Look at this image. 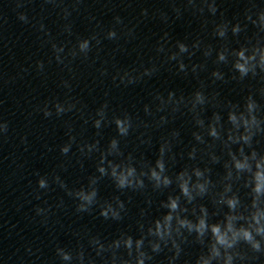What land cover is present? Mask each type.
<instances>
[{
    "label": "water",
    "instance_id": "95a60500",
    "mask_svg": "<svg viewBox=\"0 0 264 264\" xmlns=\"http://www.w3.org/2000/svg\"><path fill=\"white\" fill-rule=\"evenodd\" d=\"M216 3L218 12L212 16L206 6L203 15L193 14L185 0H0V123L8 125V131L0 134V264H62L56 255L57 246L73 250L83 244L87 248L90 235L100 234L111 239L122 230L135 237L138 235L135 222L139 209L146 207L147 195L153 199L151 217L163 214L165 210L159 207V202L169 192L178 193L174 187L164 193H152L149 187L143 194L131 191L119 194L111 180L105 178L99 184L101 201H111L115 195H121L126 202L131 198L128 216L121 222H113L99 217L98 209L91 215L77 213L78 201L54 177L59 176L68 189H76L86 185L90 175L97 174L99 153L89 157L78 146L99 140L100 147L106 148L117 135L114 124L102 127L99 136L92 126L97 109L104 103L108 104L109 119L114 113L127 111L134 125H139L127 138L121 139L124 152H133L137 158L154 163L160 136L166 130H180L183 144L176 149L180 151L192 142L193 126L187 117H178L167 129H145L142 121L149 124L154 121V117L146 116L142 110L144 104L151 102L150 93L172 90L187 95L203 81L208 92L218 91L222 99L242 103L250 90L261 87L258 80L211 82L209 74L216 67L226 76L231 75L230 66L213 62L214 52L207 59L202 55L206 45L219 49L224 43L213 36L215 25L223 20L235 23V17L243 21L244 10L250 7L246 0H216ZM257 7H264V0H257ZM144 9L147 15H142ZM19 13L27 15L28 23L18 19ZM116 17L122 23H117ZM66 27H70V32ZM110 29L117 33L115 40L106 38ZM254 31L249 25L247 35ZM165 32L171 38L165 43L166 52L175 51L176 41L189 45L197 38L202 41L201 50L191 61L185 56L186 64H206V69L199 73L200 81L192 78L191 73L188 77L176 75L175 62H167L166 53H157V43ZM93 35L101 43L91 40L87 57L83 54L72 57L70 53L76 49L78 39ZM240 39L242 42L243 34ZM53 43L63 46L64 51L60 53L63 63L56 61ZM231 46L239 45L231 39ZM37 61H43V70L37 68ZM153 64L159 71L151 78L143 77L128 86L119 83V76L125 70L139 76L145 67ZM57 101L65 106L74 103L75 108L57 116L53 107ZM45 105L53 113L47 118L43 114ZM215 110L209 107L205 118H210ZM222 115L226 119V113ZM69 133L75 142L65 156L60 147L68 142ZM141 133H145V139L152 137L150 145L139 144L137 137ZM257 147L264 151V139ZM216 153L220 154L219 148ZM200 155L204 158L201 167L209 164L213 169L212 179L217 182L214 191L223 192L222 162L211 165L206 154ZM186 163V158H178L171 171L179 172ZM41 176L49 182L47 189L37 185ZM233 186L246 200L247 190L242 182L234 181ZM201 202L212 209L207 197ZM37 207L45 212L37 215ZM222 220L223 216L217 215L210 222ZM199 250L198 245L187 248L185 258L194 260ZM156 259L159 262L164 257ZM251 264H264V256Z\"/></svg>",
    "mask_w": 264,
    "mask_h": 264
},
{
    "label": "clouds",
    "instance_id": "9594fccd",
    "mask_svg": "<svg viewBox=\"0 0 264 264\" xmlns=\"http://www.w3.org/2000/svg\"><path fill=\"white\" fill-rule=\"evenodd\" d=\"M185 2L191 6L193 14L203 15L205 6L212 16L218 12L216 0ZM246 2L250 7L245 8L243 21L235 17V23L223 20L216 24L213 36L224 43L219 49L206 45L202 55L207 59L214 52L213 62L216 65L230 66V76H226L220 67L210 72L213 84L258 80L261 87L250 90L242 103L222 99L218 91L208 92L206 84L199 78L206 64L185 63V56L191 61L201 50L202 41L197 38L191 45L176 41L175 51L166 52L165 43L171 38L165 32L161 37L162 42L157 43V53H166V61L175 62V74L188 77L191 73L192 78L200 81L199 86L187 95L172 90L166 93L153 91L150 93L151 102L144 104L142 109L146 116L154 117L153 124L147 121L142 123L145 129L155 127L160 130L167 129L178 117H187L193 126L192 142L177 151L178 146L183 144L181 132L171 128L160 136L154 163L137 158L133 152L125 153L121 148V139L127 138L139 125H134L133 117L127 111L119 115L114 113L109 119L108 104L104 103L97 109V118L92 120V126L99 136L102 127L114 124L117 135L106 148L100 147L99 140L78 146V150L89 157L94 152L99 153L95 166L97 174L90 175L87 184L76 189H68L59 176L54 180L78 201L75 207L77 213L91 215L98 209L99 217L113 222H121L128 216L131 198L126 202L121 195H115L111 201H101L99 184L105 178L111 180L119 194L127 191L143 194L149 187L152 193H164L173 187L178 193L169 192L166 199L159 202V207L165 211L155 218L150 215L152 196H146V207L139 209V218L135 222L138 233L135 237L129 231L122 230L111 239L100 234L90 235L87 248L83 244L73 250L57 246L56 255L62 264H251L264 256V151L257 147L264 139V7H257V0ZM67 15L65 10V18ZM142 15H147V9L142 10ZM18 19L28 23L25 13H19ZM115 19L117 23H122L119 17ZM249 25L255 29L250 36L247 35ZM40 27L43 30V24ZM66 30L70 32L71 29L66 27ZM229 33L238 47L231 46ZM106 38L115 40L116 31L110 29ZM91 40H96L98 45L101 43L95 35L78 39L71 56L83 54L87 57L91 51ZM51 46L56 61L63 63L60 56L64 51L63 46L55 43ZM37 68L43 70V61H37ZM158 71L159 67L155 64L145 67L139 76L125 70L119 76V83L125 86L136 84L143 77L151 78ZM64 85L68 86L66 81ZM257 95H260V99H257ZM53 107L56 115L60 116L73 110L75 104L67 103L65 106L57 101ZM209 107L217 110L210 118H205L204 113ZM222 113H226V119ZM43 114L47 118L53 113L45 105ZM7 131V123H0V134ZM144 137L145 133L137 137L139 144L150 145L152 137ZM74 142L75 137L69 133L68 142L60 147L61 154L68 155ZM201 153L208 156L211 165L222 162L224 175L220 183L223 192L214 191L217 182L212 179L213 169L209 164L201 167L204 161ZM178 158H186L188 163L182 170L173 173L171 168ZM234 181L242 182V187L247 190L246 200L240 196L239 190H234ZM37 185L40 189H47L49 182L41 176ZM206 197L212 204L211 210L201 202ZM44 212L45 209L37 207V215ZM217 215H222L223 220L210 222ZM197 245L200 250L194 260L186 259V249ZM161 255L164 259L157 262L156 258Z\"/></svg>",
    "mask_w": 264,
    "mask_h": 264
}]
</instances>
